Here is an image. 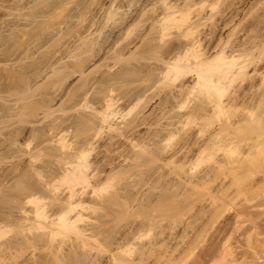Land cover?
Instances as JSON below:
<instances>
[{
  "label": "rangeland",
  "instance_id": "rangeland-1",
  "mask_svg": "<svg viewBox=\"0 0 264 264\" xmlns=\"http://www.w3.org/2000/svg\"><path fill=\"white\" fill-rule=\"evenodd\" d=\"M162 1L164 0H0V218H3L2 220L0 219V222L2 223V221H4L3 225L6 222L7 225H12V228L15 223V229H13L14 231H10V229H7L8 231L6 230L5 234L6 237L3 236L4 239L0 237L3 242L5 240L7 241V239L15 240L16 237H18L16 234L21 231L18 228V226H20L18 223L20 222V220L23 221L24 218L28 217L27 215L24 216L25 213L23 214V211L20 212L21 209L17 210V206L12 202V200H10L14 199L12 197H15V190L13 191L15 182L17 183L22 178H25L30 182L29 185L32 184L37 188L38 186L34 184H37L38 182L39 184L37 185L40 186L44 184H40V182H43L45 180L48 182V178H50V180L52 181V178H54L55 175V177H57V174L60 173V167H62V165H58V162H60L59 158L58 162H56V156L59 155L58 153H65V155L67 156L69 155V153L71 155L75 151L77 153L79 150H86L88 147L86 142H88L89 144L90 142H92V140L93 147L95 145L94 148L96 152L94 151V149H92V152L89 156V162H93V160H95L94 158H96L97 156L96 153L99 154V152L102 151L103 146L106 145L104 142H107L108 139L113 136V132L103 129L99 133V135L91 134L93 138L96 137L95 140H91V135H80V129L77 128L79 127L78 123L82 118L87 117L94 120L96 116H98L97 113L99 111H105V102L107 106V101L105 100H109L110 102L111 98L113 100H111L110 103L112 104V102L114 101L113 107L119 113L117 115V121L120 123L121 121L123 122V119H130L131 117H133L138 113V110L140 108L141 110H139V112L142 111L141 113H144V110L146 109L144 115L149 117V119L146 118V120L144 121L145 123H141L142 125L139 130L143 133V136L142 133H139L140 136H137L138 138H136V140L139 141L138 139H140L147 151L144 150L142 152L138 149H134L129 152L128 149H123L122 145L121 149L123 150L118 149V151L120 150L119 152H121L122 156L126 155L125 158L122 156L118 157L119 155L117 156L116 152L115 155L111 154L113 157L115 156V161L111 159V156L107 157V159H110L109 162V159H105V163L102 160L100 162H97V164L99 165L95 164L96 166L94 167L92 165V167L94 168V172L96 171V174L98 173V178L99 180H101H96L95 182L93 181L91 183L94 184L97 182L96 185L89 184L90 187L88 186L87 189H89L88 194L90 195V197H87L89 196L87 193L81 194L83 196H80L82 198L81 200H83L85 204L82 202L83 206H78V208H76V212L82 213L79 214L82 216L84 215L85 217L82 218L83 221H81V223L79 221L78 225L80 227L85 226L83 228L92 229L95 232H99L97 233V235L94 234L96 236L97 243L95 244V240L93 241V239H95V236L93 235V237L91 235L92 237L89 242H93L90 244V246L81 249V251L80 249H78V251H80L81 253L83 250L82 254L80 252H69L72 255V259H74L75 261L74 263L71 259H67L66 257L68 253L67 248L70 247L67 246V244V247H64V249H66V252H63V256L65 255L64 258H66L65 260H71V263L69 262L70 264H117V262H113L110 259L113 253H119L118 258L124 261V263L118 262V264H126L127 261L132 262V260L136 257L135 253L132 255H127L126 252L121 250L112 252L108 247L100 249V246L98 245L107 241L105 237L107 235H110V237L118 242H120L121 238L125 236H140L139 238H141V240L136 239V243H138L137 245L150 241H154L157 243L163 241L162 243L164 244L160 246L157 245L158 247L153 251L154 253H152L153 255H151L152 260L149 258V261H157L155 264H158L159 262L163 264H191L195 260H200L199 256L202 254V251L206 250L207 248H215L216 244L219 242L217 231L224 224V220L220 218L216 219L215 221L216 215L215 217L214 215H212L214 224L211 226V229L208 232L206 231V229H204V221L206 220L208 215V212H206V209L209 208L210 204L208 199H210V197H212L213 195L218 196L214 194L212 190L218 187V184L221 183L222 178H219L215 183L206 185L207 187H197L195 186L194 182H197L198 177L202 173L206 172V170H208L212 165H214V159H220L225 156L224 150L228 145V141L226 140L228 136H226V133H223V135L218 140L216 147H203V142H205L209 138L211 132L221 126L222 128H227L231 131L232 128H230V126L232 122L236 120H239L240 122L242 121V123L239 124L236 132L234 131V135H238L241 137H244L245 135L247 137L246 139L244 138L242 141H240L239 144L235 147L236 152H234L232 156L230 155L229 158L228 155L226 156L227 160H229V162L234 161V164L227 165V169L225 171H231V177L234 178L236 174H239L241 176H249V174H251L249 172H252L251 169H253V167L256 165V162H258L259 160L260 162L258 163L257 169L260 170L264 166V155H260L259 160L256 161H254L256 159V156L253 157L255 158L254 160L253 158L252 160L248 159L250 163L254 161V163H252L254 166H251L248 160H240L238 154L239 151L243 152L249 149V147L252 145V142L249 140L250 134L248 130L251 127L256 128L257 125H259V123H255V119L258 117L256 121L258 120L259 122L264 123V42H261L264 35V14H262L264 13V0H167L168 2L165 0L164 3ZM165 4L171 5L175 8L174 10L181 12L177 14V16L179 17L181 16V14H186L184 17L189 24H186L185 20L184 22H182L181 20L179 22L182 23L180 24L179 22H177L176 26H174L173 29L171 27L168 28L169 30H165L166 32L162 31V27L160 26L161 24L158 25L160 22L158 23L156 22V20L159 21L160 16L163 17L164 13L167 12ZM238 6L241 8H237ZM162 7L165 10H163ZM110 10H112V12L111 14H108ZM232 13H234L235 15ZM237 13L240 14L238 15ZM231 18L233 19L231 20ZM222 21H226L227 23L229 22V24L225 27L221 34H215V27ZM193 26L195 27V31L193 30V32L186 34L187 29ZM161 32H165L166 35H162ZM207 37L210 40L207 39ZM197 38L202 39L201 48L199 47L197 49L198 51H201L200 55L202 58H207L209 55L213 56L216 52H221V48L222 51L226 49L224 52L230 54V51L236 46H250V74L242 78H237L233 82H230L229 80H222V87L224 89L223 99H226L228 95L232 94L235 91L245 92L247 95H249V101L251 102L249 103V105L251 106L249 108H254L255 111H253V114L255 113L253 116L251 114H247V110L241 107H237L236 110H231L228 113H220L219 115L218 113L215 114L214 112H212L208 115V117L201 119H195L194 117L188 116V113L192 111L198 104H200V102L206 100L208 96L210 97L208 102L212 101V103H214L218 99V97H220L218 96L220 94H217V92L214 93L213 91H210L207 94L204 91H200L198 87L192 88L195 79V72L186 74L184 78H180L181 80H175L173 83H175L177 89H174L173 87L175 85L173 86L172 81H170L171 83L169 84V81H165V78H162V70L164 71L165 65L168 66L169 60L173 59L175 55H179V53H182V51L183 54H185L186 51L184 50H187L186 47H189V42L192 43ZM214 38L217 39V42ZM162 40L164 41L162 42ZM185 40L187 41L185 42ZM213 41L214 43L212 44ZM239 42L241 44L244 42V44L241 45ZM222 46H224V48ZM167 48L170 49V51ZM178 48L180 50L179 53ZM168 51L171 53H169ZM162 53L166 55H163ZM129 55L131 56V58ZM187 60L189 61H186V63H184L183 61L182 64L192 66V64L198 62V60H196L194 56H191ZM244 60V58H240L238 62L242 63ZM77 63H80V65H82L81 63H83V65L85 64V67L82 65L83 69L85 70L84 73L81 74L80 72L76 71L77 69H75V66L77 65ZM90 63H92V65ZM95 64L96 66H98L97 68ZM157 69H159L158 72H156ZM89 71H91V73ZM5 74H7V76ZM58 74H63V80L58 77ZM126 75H130V77H125ZM3 78L4 80H2ZM117 79H120V81H115ZM183 79H187V82H191L188 83L190 87L186 88L183 94H180L178 92L176 93V91L178 90V83L181 84V82H184ZM213 79L217 80V76L215 75ZM90 80L92 83L90 82ZM247 89L249 92L247 91ZM171 90L176 91L172 92ZM22 92H27L26 95L28 97L25 100L22 99ZM145 93L147 94V97ZM149 93H151L152 96ZM170 93H173V98L171 97ZM153 95H156L157 97ZM167 95L168 98H166ZM139 97L142 98V101L138 99ZM260 98H262V101L260 100ZM146 99H151V101H149L148 103L146 102L148 101ZM139 100L141 101V103ZM257 100H260L261 102H257ZM137 101L140 104L138 103V105H136ZM152 101L154 103H152ZM168 101L169 104L167 103ZM145 102L146 105L148 103V107L143 106ZM160 102L161 104H159ZM22 104L24 105L22 106ZM157 104L159 107L157 106ZM132 106L133 108H131ZM165 106L167 108H165ZM19 107L22 109H19ZM144 107L147 108L144 109ZM154 109L156 110L154 111ZM165 109H167L168 111ZM96 111L98 112L96 113ZM153 111L156 114L153 113ZM234 112L237 114H233ZM3 114H5V116ZM159 117L162 119H159ZM154 118L155 120L153 121ZM173 118H176L177 120L174 121ZM146 123H148L149 125ZM57 126H59V128ZM60 126L62 128L61 130ZM94 133L96 134V130ZM160 133L162 135H160ZM87 136L88 138H90V142L89 140H84ZM105 136L107 139L105 138ZM13 138L15 141L12 140ZM28 139L30 140L28 141ZM62 142L64 144H67V146L69 147V149L67 147L68 151L66 150V145L65 150L63 148L64 152L60 151V143ZM84 144H86V146ZM161 146L166 150L162 149ZM81 147L83 148L80 149ZM158 147L161 148L159 149L160 151L158 150ZM16 148H18L17 151ZM135 150H138V154L141 153L144 155L140 156L139 154V157L136 158L134 156L135 159H131V157H133L132 155L136 153ZM70 151H72V153ZM132 151L134 152L132 153ZM148 151L149 153H147ZM119 152L118 154H120ZM52 153L55 158H53L54 156L52 155ZM130 153L131 156H129ZM260 154L264 153L260 151ZM65 155L61 156L66 157ZM170 155L174 156L172 158H169ZM258 155L259 154L257 153V156ZM116 156L118 157L117 159ZM126 157L128 160L126 159ZM48 163L50 166L48 165ZM101 163L104 164L101 165ZM110 164L112 167L110 166ZM33 166L35 168L37 167L36 170ZM127 166H129L130 168ZM43 168L46 171H44ZM232 169H234L233 172ZM121 170L127 171L126 173L128 174L123 175L124 178H121L123 177L121 176L120 179H122V181L120 180V182L114 180V187L109 189V191L111 190L110 194L107 193L108 191H106V193H104L103 191V195L98 194L99 196H96L97 193L91 194L93 192V189L101 186L99 183L101 182L102 184V181H104L107 176L116 174ZM39 171H42V178L46 177L45 179L43 178V181L39 176L40 174L38 175ZM43 171L44 174L42 175ZM133 171L135 173H133ZM253 172H255V170ZM30 175L32 177H30ZM91 190L92 192L90 193ZM114 192L118 195L116 197L117 200L119 199L117 202L118 204L114 205L115 208L113 207V205L109 207L107 204H105V200L109 199V196ZM113 195L116 196L115 194ZM114 196L111 195V197ZM91 197L94 200H98L99 202L94 201ZM218 198L220 200V196ZM3 199L6 203L3 201ZM84 199H86V201ZM219 200L211 204L210 208L213 209L214 207H216L220 203ZM47 201L48 200L46 199L44 203H50V201ZM170 201H172L173 205ZM10 202L15 205L16 209ZM93 202L94 205L92 206L91 204H93ZM167 202L173 206L171 209L172 211L169 215L163 216L157 210V207L158 204H167ZM54 203L52 202L50 204V209L47 208L48 205L47 207L45 205V207L47 208L46 211L49 212L53 210L51 212L52 215L60 211V204H62L56 202L59 206L58 207ZM96 205L100 208H103L102 212L99 207L98 208L100 210L98 208H95ZM117 206L118 208H116ZM33 207V205L32 207L31 205L29 207L28 205L25 206L24 204V208L28 209L26 213H30ZM87 208L89 209L88 211L91 210L90 212L92 213L96 209L97 211L94 212L96 214L93 213L92 215V213H87ZM56 209L58 211H56ZM92 209L94 210L92 211ZM84 210L87 214L84 212ZM31 215H29V218H32ZM228 216H230V214ZM150 218H152L153 220L152 225L150 227L144 226V223ZM225 221V223H227L229 220L225 219ZM16 223L18 226H16ZM225 227H227V225H225ZM232 227H234V225ZM232 231L230 232L231 234ZM240 231L238 232V236H236L238 237L237 239H239L240 237ZM230 233H228V236H230ZM10 234H12L13 236ZM88 234L90 236L91 233L89 232ZM231 240L235 241L234 237H231ZM191 242H193V248H196L194 254L195 257L193 256V259L190 258L189 262H184L186 260L183 258V256L187 254V251H189ZM133 243H135L134 240ZM92 245L94 246L92 247ZM96 245L98 247H95ZM29 251H26L25 256L23 258H20L21 261L31 256L29 254ZM41 262H44L43 264H49L48 262L43 261V259ZM10 263L14 264L12 262ZM0 264H2V262H0ZM19 264H21V262Z\"/></svg>",
  "mask_w": 264,
  "mask_h": 264
},
{
  "label": "bare ground",
  "instance_id": "bare-ground-1",
  "mask_svg": "<svg viewBox=\"0 0 264 264\" xmlns=\"http://www.w3.org/2000/svg\"><path fill=\"white\" fill-rule=\"evenodd\" d=\"M167 1V0H166ZM243 1V0H242ZM263 1V0H261ZM163 3L165 2L162 1ZM168 2V1H167ZM239 2V1H238ZM247 2V1H246ZM252 3V2H251ZM258 3V2H257ZM262 3V2H261ZM234 4V3H233ZM256 4V3H255ZM239 5V4H238ZM244 5V4H243ZM252 5V4H251ZM234 6V5H233ZM240 6V5H239ZM237 7V8H241V7ZM253 6V5H252ZM258 6V5H257ZM166 7V13H164V16L161 17L160 16V20H156V22H160L158 25H160L162 27V31L167 30L168 28L173 29L174 26H176V23L181 21L187 24L188 22L185 19V15H182L179 17L177 16L178 12L176 10H174L175 8L171 5H167L165 4ZM254 7V6H253ZM232 8V7H231ZM235 8V7H234ZM163 9V7H162ZM229 9V8H228ZM165 10V9H163ZM179 10V9H178ZM235 10V9H233ZM232 10V12H233ZM237 10V9H236ZM264 11V10H263ZM112 10L109 11L108 14H111ZM183 12V11H182ZM230 12V11H229ZM142 13V12H141ZM236 13V11H235ZM140 14V13H139ZM155 14V13H154ZM184 14V13H183ZM201 14V13H200ZM226 14V13H225ZM234 14V13H232ZM238 14V13H237ZM240 14V13H239ZM238 14V15H239ZM264 14V13H262ZM235 15V14H234ZM232 15V16H234ZM154 16V15H153ZM199 16V15H198ZM231 16V15H230ZM245 16V15H244ZM264 16V15H263ZM237 17V15H236ZM124 18V16H123ZM126 18V17H125ZM154 18V17H153ZM203 18V17H202ZM230 18V17H229ZM234 18V17H233ZM231 18V20L233 19ZM259 18V17H258ZM263 18V17H262ZM261 18V19H262ZM159 19V18H158ZM238 19V18H237ZM257 19V18H256ZM264 19V18H263ZM128 20V19H127ZM226 20V19H225ZM20 21V20H19ZM150 21V19H149ZM237 21V20H236ZM244 21V20H243ZM260 21V20H259ZM21 22V21H20ZM123 22V21H121ZM129 22V21H127ZM155 22V21H154ZM182 22H179L180 24ZM132 23V22H131ZM130 23V24H131ZM233 23V22H232ZM240 23V22H239ZM254 23V22H253ZM258 23V22H257ZM189 24V23H188ZM197 24V23H196ZM229 24V22L227 23L226 21H222L221 23H219L217 26L215 24V34H221L222 31L225 29V27ZM242 24V23H241ZM260 24V23H259ZM16 25V24H15ZM127 25V24H126ZM237 25V24H236ZM240 25V24H239ZM238 25V26H239ZM254 25V24H253ZM257 25V24H256ZM17 26V25H16ZM159 26V27H160ZM180 26V25H179ZM262 26V25H261ZM126 27V26H125ZM183 27V26H182ZM235 27V26H234ZM259 27V25H258ZM123 28V27H122ZM179 28V27H178ZM160 29V28H159ZM180 29V28H179ZM183 29V28H182ZM181 29V31H182ZM195 29V27H189L186 31V34L193 32V30ZM262 29V28H261ZM127 30V29H126ZM129 30V29H128ZM169 30V29H168ZM256 30V29H255ZM132 31V30H131ZM195 31V30H194ZM249 31V30H248ZM121 32V31H120ZM128 32V31H127ZM126 32V33H127ZM151 32V30H150ZM156 32V31H154ZM166 32V31H165ZM165 32H161L162 35H166ZM257 32V31H256ZM168 33V32H167ZM213 33V32H212ZM211 33V34H212ZM224 33V32H223ZM253 33V32H252ZM251 33V34H252ZM129 34V33H128ZM229 34V33H228ZM207 35V34H206ZM213 35V34H212ZM223 35V34H222ZM263 35V33H262ZM217 36V35H215ZM221 36V35H220ZM246 36V35H245ZM249 36V34H248ZM252 37V36H250ZM255 37V36H254ZM162 38V37H161ZM204 38V37H203ZM206 38V36H205ZM244 38V37H243ZM248 38V37H246ZM163 39V38H162ZM185 39V38H184ZM183 39V40H184ZM187 39V38H186ZM189 39V38H188ZM207 39H209L207 37ZM215 39V38H214ZM219 39V36H218ZM206 40V39H205ZM210 40V39H209ZM250 40V39H247ZM83 41V40H82ZM151 41V40H150ZM159 41V40H157ZM164 40H162L163 42ZM187 40H185L186 42ZM190 41V40H189ZM207 41V40H206ZM212 41V39H211ZM215 41L217 42V39H215ZM246 41V40H245ZM156 42V41H155ZM181 42V41H180ZM179 42V43H180ZM204 42V39H203ZM238 42V41H237ZM247 42V41H246ZM261 42H264V35H263V39L261 40ZM92 43V42H91ZM109 43V42H108ZM157 43V42H156ZM161 43V42H160ZM184 43V42H183ZM214 43V41L212 42V44ZM221 43V42H219ZM240 43V42H239ZM253 43V42H251ZM258 43V42H257ZM163 44V43H162ZM176 44V43H175ZM201 44H202V39H195L192 43L189 42V47L184 50L186 51L185 54L179 53V48H178V53L179 55H175V57L171 60H169L168 62V66L165 65V69L164 71L162 70L163 74H162V78H165V81H169V84L171 83L170 81H172V83L180 78H184V76L190 72H195V79L193 82V86L192 88H197L200 89V91H204L205 93H209L210 91H213L214 93L217 92V94H220L218 96V99L212 103L208 102V100L210 99V97L208 96L206 98V100H203L202 102H200V104H198L192 111H190L188 113L189 117H194L195 119H201V118H206L208 117L209 114H211L212 112H214L215 114L218 113V115L220 113H228L231 110H236L237 107H241L244 108L245 110H247V114H251L252 116L255 114H253L254 108H249L251 107L249 105V103H251L249 101L250 96L247 95L245 92H238L235 91L232 94L228 95L226 99H223V93H224V89L222 87V80H229L230 82H233L235 79L237 78H242L245 77L246 75L250 74V70H249V63L251 61L250 59V46L249 47H244V46H236L234 47L231 51L230 54L225 53L222 48H221V52H216L215 55H209L207 58H202L200 55L201 51H198L197 49L200 47L201 48ZM211 44V46H212ZM241 44V43H240ZM239 44V45H240ZM244 44V42L242 43ZM241 44V45H242ZM78 45V44H77ZM113 45V43H112ZM164 45V44H163ZM172 45V44H171ZM174 45V44H173ZM216 45V44H215ZM219 45V44H218ZM234 45V44H233ZM91 46V45H90ZM103 46V45H101ZM109 46V45H108ZM158 46V45H157ZM186 46V44H185ZM217 46V45H216ZM215 46V47H216ZM95 47V46H94ZM106 47V46H105ZM160 47V45H159ZM209 47V45H208ZM224 48V46H222ZM226 47V46H225ZM252 47V46H251ZM170 48V47H169ZM174 48V47H173ZM185 48V47H184ZM109 49V48H108ZM168 49V48H167ZM181 49V48H180ZM252 49V48H251ZM104 50V48H103ZM170 51V49H168ZM203 50V49H202ZM253 50V49H252ZM101 51V50H100ZM168 51V52H169ZM89 52V51H88ZM120 52V51H119ZM177 52V51H176ZM211 52V50H210ZM209 52V53H210ZM106 53V52H105ZM118 53V52H117ZM159 53V52H158ZM171 53V52H169ZM207 53V52H206ZM122 54V53H121ZM120 54V55H121ZM124 54V53H123ZM130 54V53H129ZM132 54V53H131ZM134 54V53H133ZM163 54V53H162ZM168 54V53H167ZM177 54V53H176ZM99 55V54H98ZM119 55V54H118ZM166 55V54H163ZM205 55V54H204ZM97 56V55H96ZM130 56V55H129ZM169 56V55H168ZM191 56H194V58L196 60H198V62L192 64V66H188L185 64H182V62L184 61V63H186V61H189L187 59H189ZM119 57V56H118ZM117 57V58H118ZM133 57V55H132ZM159 57V56H158ZM167 57V56H166ZM165 57V58H166ZM189 57V58H188ZM83 58V57H82ZM127 58V57H126ZM125 58V59H126ZM131 58V56H130ZM163 58V57H162ZM240 58H244L245 60L242 63H239L238 60ZM95 59V58H94ZM120 59V58H119ZM170 59V58H169ZM160 60V59H159ZM93 62V61H92ZM128 62V61H127ZM166 62V60H165ZM164 62V63H165ZM130 63V62H129ZM162 63V62H161ZM83 65V63H81ZM92 65V63H90ZM97 64V63H96ZM95 64V66H96ZM128 64V63H127ZM76 65V64H75ZM82 65H80V63L75 66V69H77L76 71L80 72L81 74L84 73V69L82 67ZM85 65V64H84ZM83 65V66H84ZM87 65V64H86ZM94 66V65H93ZM70 67V66H69ZM85 67V66H84ZM87 67V66H86ZM90 67V66H89ZM98 66H96L97 68ZM262 67V66H261ZM73 68V67H72ZM88 69V68H87ZM129 69V68H128ZM254 69V68H253ZM260 69V66H259ZM264 69V68H263ZM55 70V69H54ZM61 70V69H60ZM67 70V69H66ZM70 71V70H69ZM122 71V70H121ZM159 69H157L156 72H158ZM259 71V70H258ZM2 72V71H1ZM4 72V71H3ZM10 72V71H9ZM74 72V71H72ZM91 73V71H89ZM93 72V71H92ZM165 72V73H164ZM5 73V72H4ZM8 73V72H7ZM79 73V75H80ZM129 73V71H128ZM127 73V74H128ZM133 73V71H132ZM160 73V72H159ZM158 73V74H159ZM3 74V73H2ZM12 74V72H11ZM40 74V73H39ZM72 74V73H70ZM87 74V73H86ZM131 74V72H130ZM141 74V73H140ZM7 76V74H5ZM63 75V74H62ZM62 75L58 74V77L62 79ZM90 75V74H89ZM125 75V74H124ZM161 75V74H160ZM159 75V76H160ZM165 75V76H164ZM217 76V80H214L213 77ZM84 76V75H83ZM87 76V75H86ZM134 76V74H133ZM132 76V77H133ZM14 77V76H13ZM74 77V76H73ZM72 77V78H73ZM82 77V76H81ZM114 77V76H113ZM120 77V75H119ZM125 77H130V75H126ZM248 77V76H247ZM18 78V77H17ZM58 78V79H59ZM65 78V76H64ZM124 78V77H123ZM9 79V78H8ZM13 79V78H12ZM88 79V78H87ZM4 80V78L2 79ZM63 80V79H62ZM82 80V79H81ZM108 80V79H107ZM159 80V78H158ZM178 80V81H179ZM184 82H181V84L178 83V90H174L176 91V93H180L183 94L186 90V88H189L190 86L188 85V83L191 82H187L185 79H183ZM190 80V79H189ZM115 81H120V79L115 80ZM128 81V80H126ZM131 81V80H130ZM161 81V80H160ZM257 81V80H256ZM259 81V80H258ZM5 82V81H4ZM8 82V81H7ZM59 82V81H58ZM81 82V81H80ZM91 82V80H90ZM104 82V81H103ZM27 83V82H25ZM57 83V82H56ZM92 83V82H91ZM90 83V84H91ZM102 83V82H101ZM126 83V82H125ZM166 83V82H165ZM1 84V83H0ZM8 84V83H7ZM84 84V83H83ZM109 84V83H108ZM107 84V85H108ZM127 84V83H126ZM130 84V83H129ZM246 84V83H245ZM250 84V83H249ZM31 85V84H30ZM102 85V84H101ZM104 85V84H103ZM113 85V84H112ZM119 85V84H118ZM121 85V84H120ZM175 85V83H173V86ZM191 85V84H190ZM253 85V84H251ZM256 85V84H255ZM6 86V85H5ZM58 86V85H57ZM117 86V85H115ZM172 86V87H173ZM249 86V85H248ZM104 87V86H103ZM101 87V88H103ZM128 87V86H127ZM245 87V86H244ZM250 87V86H249ZM261 87V86H260ZM9 88V87H7ZM112 88V87H111ZM116 88V87H115ZM119 88V87H118ZM122 88V87H121ZM126 88V87H123ZM129 88V87H128ZM174 89H177L176 85L173 87ZM5 89V88H4ZM27 89V88H26ZM246 89V88H245ZM114 90V89H113ZM151 90V89H149ZM22 91V90H21ZM83 91V90H82ZM109 91V90H108ZM111 91V90H110ZM117 91V90H115ZM141 91V90H140ZM148 91V90H147ZM172 91V90H171ZM172 91V92H174ZM227 91V90H226ZM248 91V89H247ZM1 92V91H0ZM5 92V91H4ZM16 92V91H15ZM106 92V91H104ZM112 92V91H111ZM150 92V91H149ZM249 92V91H248ZM27 92L23 93L22 92V99L25 100L28 96L26 95ZM75 93V92H74ZM102 93V92H101ZM212 93V92H211ZM17 94V93H16ZM73 94V93H72ZM97 94V93H96ZM107 94V93H106ZM109 94V93H108ZM144 94V93H143ZM151 94V93H149ZM168 94V93H167ZM171 94V93H170ZM173 94V93H172ZM171 94V97H172ZM175 94V93H174ZM179 94V95H180ZM99 95V94H98ZM104 95V94H103ZM134 95V94H133ZM146 97L147 94L145 93ZM157 95V94H156ZM156 95H153L155 97H157ZM214 95V94H213ZM102 96V94H101ZM107 96V95H106ZM140 96V95H139ZM152 96V94H151ZM215 96V95H214ZM17 97V96H16ZM19 97V96H18ZM104 97V96H103ZM113 97V96H112ZM144 97V96H143ZM149 97V96H148ZM160 97V96H159ZM170 97V98H171ZM176 97V96H175ZM261 97V96H260ZM5 98V96H4ZM14 98V97H13ZM108 98V97H107ZM135 98V97H134ZM150 98V97H149ZM154 98V97H153ZM168 98V95L167 97ZM169 98V99H170ZM173 98V97H172ZM138 99H142V98H138ZM145 99V98H144ZM158 99V98H157ZM156 99V100H157ZM168 99V100H169ZM180 99V98H179ZM262 98H260L261 100ZM1 100V99H0ZM5 100V99H4ZM20 100V99H18ZM105 100V99H103ZM111 100H113L111 98ZM110 100V102H111ZM115 100V99H114ZM139 100V101H140ZM148 100V99H146ZM154 100V99H153ZM171 100V99H170ZM175 100V99H174ZM178 100V99H177ZM259 100V101H260ZM107 101V106H106V102H105V111L103 112H98L96 111V113L98 114V116H96V120L94 119H89L87 118H82L80 120L79 124V130L81 133L80 135H99V133L103 130L106 129L108 131L113 132V136L110 137L108 139L107 142H104L106 145L103 146L102 151L97 154L96 158H94L95 160H93V162H89L90 158V153L92 152V149H94L95 151V145L93 147V140L92 139H96L93 138V136L91 138L92 142H90V138H88V136L86 137V139L84 140H89V144L87 143V149H83V150H79L77 153L76 151L70 155H65L62 153H58L59 155L56 156V162H58V158L60 160V162H58V165H62V167H60L61 171H60V175L57 174V177L54 176V178H52V181L49 179V181L46 182L43 181V178L45 179L46 177H41V172L39 171L38 175L42 178L43 182H40V187L39 182L37 184H34L40 188H36L35 186H33L32 184L29 185V181H27L25 178L21 179L20 181H18L17 183L15 182L14 184V188L13 191L15 190V197H12L14 199H10L12 200V202L17 206L16 208H18L17 210L21 209V211H23L24 216L27 215V218H24L23 221L20 220V222L18 223L20 226H18V228L21 230L19 231L18 234H15L18 236L16 237L15 240H5L4 242L0 239V262H2V264H11L10 262L14 263V264H19L21 262V264H43L41 261L43 259V261L48 262L49 264H70L71 260L74 263V259H72V255L71 253H79L81 251V249L87 248L88 246H90V244L94 241V243L96 244V236L94 234L97 235V233L99 232H95L92 229H85L82 226L80 227L79 221L81 223L82 218H85L84 215H80L82 213H77L76 212V208H78V206H83L82 204L84 203L83 200H81L83 197L81 194H88V186L89 184H91L93 181L95 182L96 180H99L98 178V173L96 174V171L94 172V166H96L95 164H97V162L99 161H104L105 163V159H107V157H111L113 154L115 155V153L117 152V156L120 157L121 152L118 151V149L122 148L123 145V149L125 148V150H129V152H131V150L134 149H138L139 151H147V149H145V147L143 146L142 141H140V139H138L139 141L136 140V138H138L140 135L139 133H142L139 128L141 127V125L143 123H145L144 121L146 120V118L149 119V117L145 116V108L148 107V103L150 100L146 101L148 102L146 105V102L143 106H147L144 107V113L139 112V110H141V108L138 110V113L135 114L133 117H131L130 119H123V122L121 121L118 122L117 121V115L119 114L118 111L115 110V108L113 107L114 101L112 102V104L109 102V100H105ZM116 101V100H115ZM136 101V100H135ZM142 101V100H141ZM140 101V103H141ZM166 101V100H165ZM257 100V102H259ZM262 101V100H261ZM260 101V102H261ZM103 102V101H102ZM144 102V101H143ZM162 102V101H161ZM161 102L159 104H161ZM10 103V102H9ZM41 103V102H40ZM45 103V101H44ZM134 103V102H133ZM138 101L136 103V105H138ZM139 103V104H140ZM152 103H154L152 101ZM169 104V101L167 102ZM263 103V102H262ZM260 103V104H262ZM30 104V103H29ZM116 104V102H115ZM167 104V105H168ZM173 104V103H172ZM178 104V103H177ZM180 104V103H179ZM210 104V105H209ZM258 104V103H257ZM24 104H22L23 106ZM33 105V104H32ZM151 105V104H150ZM149 105V106H150ZM166 105V104H165ZM5 106V105H4ZM158 106V104H157ZM175 106V105H174ZM260 106V105H259ZM262 106V105H261ZM264 106V105H263ZM8 107V106H7ZM11 107V106H10ZM28 107V106H27ZM88 107V106H86ZM159 107V106H158ZM176 107V106H175ZM194 107V105H193ZM35 108V107H33ZM50 108V106H49ZM133 108V106L131 107ZM136 108V107H135ZM150 108V107H149ZM154 108V107H153ZM156 108V106H155ZM165 108H167L165 106ZM4 109V108H3ZM19 109H22L19 107ZM27 109V108H26ZM87 109V108H86ZM170 109V108H169ZM176 109V108H175ZM192 109V108H191ZM33 110V109H32ZM100 110V109H99ZM134 110V109H133ZM156 109H154L155 111ZM161 110V109H160ZM164 110V109H163ZM167 110V109H165ZM174 110V109H173ZM1 111V110H0ZM4 111V110H3ZM153 111V113H155ZM162 111V110H161ZM168 111V110H167ZM22 112V111H20ZM49 112V109H48ZM88 112V111H87ZM136 112V111H135ZM166 112V111H165ZM255 112V111H254ZM24 113V111H23ZM47 113V112H46ZM172 113V112H171ZM175 113V112H174ZM9 114V111H8ZM27 114V113H26ZM151 114V113H148ZM156 114V113H155ZM161 114V113H160ZM159 114V115H160ZM233 114H237V113H233ZM246 114V116H247ZM5 116V114H3ZM7 115V112H6ZM16 115V113H15ZM30 115V114H29ZM83 115V114H82ZM125 115V114H124ZM172 115V114H171ZM250 115V116H251ZM2 116V115H1ZM3 116V117H4ZM10 116V115H8ZM130 116V115H129ZM151 116V115H150ZM161 116V115H160ZM187 116V115H186ZM239 116V115H238ZM249 116V115H248ZM251 116V117H252ZM257 116V115H256ZM18 117V115H17ZM164 117V115H163ZM166 117V116H165ZM170 117V116H169ZM177 117V116H176ZM8 118V117H6ZM10 118V117H9ZM32 118V117H31ZM35 118V117H34ZM152 118V117H151ZM179 118V117H178ZM256 118V117H255ZM254 118V119H255ZM261 118V117H260ZM4 119V118H3ZM159 119H162L159 117ZM174 119V118H173ZM258 119V117L256 118ZM255 119V123H259V125H257V127H251L249 128V140L252 142V145L249 147V149L245 150V151H239V158L240 160H248L251 159L253 157V160H259V156L260 155H264V154H260V151L262 153H264V123L259 122L258 120L256 121ZM120 120V119H119ZM151 120V119H150ZM155 120V118L153 119V121ZM165 120V119H164ZM177 120L176 118L174 119V121ZM243 120V119H242ZM247 120V119H246ZM253 120V119H252ZM22 121V120H21ZM167 121V119H166ZM170 121V120H169ZM172 121V120H171ZM244 121V120H243ZM254 121V120H253ZM18 122V121H17ZM74 122V121H72ZM97 122V123H96ZM143 122V123H142ZM151 122V121H150ZM157 122V121H156ZM164 122V121H163ZM173 122V121H172ZM171 122V123H172ZM76 123V122H74ZM142 123V124H141ZM242 121L240 122L239 120H236L234 122H232L230 128V130H228L227 128H216L213 132L210 133L209 138L203 142V147H208V146H215L218 143V140L220 139V137L223 135V133H226V136H228L226 138V140L228 141V145L225 147V156H223L222 158L218 159H214V165H212L208 170H206V172L202 173L198 179L197 182H194L195 186H206L212 183H215L219 178L221 179V183L218 184V187L216 189H213V193L218 195L215 196L213 195L212 197H210L209 202V208H207L206 212H208L207 218L204 221V229H206V231H210L211 226L214 224L213 216L215 217V221L216 219H220L222 218L224 220V224L218 229V233L217 235L219 236V242L216 244L215 248L211 249V248H207L206 250L202 251V254L199 256L198 261H193L191 264H264V166L258 170L257 166L258 163L260 162V160L258 162H256V165L254 166L252 163H254V161L252 163L249 164L251 166H254L256 168L253 167V169H251L252 172H249L251 174H249V176H241L239 174H236L233 177H231L232 173L231 171L227 172L225 171L227 169V165L229 164H234V161L229 162V160H227V155L228 158L230 157V155L232 156L234 154L235 151V147L239 144L240 141H242L244 138L246 139L247 136L244 135V137L238 136V135H234V131L236 132L237 127L239 126V124H241ZM254 123V122H252ZM6 124V123H5ZM148 124V123H146ZM153 124V123H152ZM151 124V125H152ZM157 124V123H156ZM169 124V123H168ZM175 124V123H174ZM177 124V123H176ZM72 125V124H71ZM149 125V124H148ZM167 125V124H166ZM173 125V124H171ZM78 126V125H76ZM94 126V127H93ZM154 126V125H153ZM170 126V125H169ZM7 127V126H6ZM59 128V126H57ZM151 127V126H150ZM92 128V131H91ZM229 128V129H230ZM23 129V127H22ZM21 129V131H22ZM57 129V128H56ZM61 126H60V130H61ZM94 129V131H93ZM149 129V128H148ZM2 130V129H1ZM15 130V129H14ZM90 130V131H89ZM96 130V134L94 133ZM139 130V132H138ZM19 131V130H18ZM59 131V129H58ZM198 131V130H197ZM15 132V131H14ZM87 132V133H86ZM89 132H93V133H89ZM110 132V133H111ZM84 133V134H83ZM248 133V132H247ZM28 134V133H27ZM110 134V135H112ZM195 134V133H194ZM102 135V134H101ZM108 135V136H110ZM153 135V134H152ZM160 135H162L160 133ZM198 135V134H197ZM77 136V135H76ZM86 136V135H85ZM138 136V137H137ZM143 136V133H142ZM141 136V137H142ZM11 137V136H10ZM20 137V136H19ZM26 137V136H25ZM28 137V136H27ZM103 137V136H101ZM100 137V138H101ZM140 137V138H141ZM165 137V136H164ZM18 138V136H17ZM106 138V136H105ZM162 138V137H161ZM176 138V137H175ZM194 138V137H192ZM191 138V139H192ZM198 138V137H197ZM21 139V138H20ZM63 139V138H62ZM61 139V141H62ZM77 139V138H76ZM107 139V138H106ZM153 139V138H152ZM14 140V138L12 139ZM17 140V139H16ZM30 139H28L29 141ZM102 140V139H101ZM105 140V139H104ZM103 140V141H104ZM119 140V141H118ZM165 140V139H164ZM11 141V140H10ZM15 141V140H14ZM26 141V139H25ZM80 141V140H79ZM193 141V140H192ZM18 142V141H16ZM15 142V143H16ZM53 142V141H52ZM59 142V141H57ZM64 142V141H63ZM60 143V151L64 152L65 150V145H66V150H67V144L65 143ZM78 142V141H77ZM98 142V141H97ZM96 142V143H97ZM100 142V141H99ZM189 142V140H188ZM196 142V141H195ZM95 143V142H94ZM103 143V144H104ZM147 143V142H146ZM7 144V143H6ZM51 144V143H50ZM53 144V143H52ZM74 144V143H73ZM83 144V141H82ZM102 144V145H103ZM187 144V143H186ZM194 144V143H193ZM24 145V144H23ZM57 145V144H56ZM86 146V144H84ZM99 145V144H98ZM156 145V144H155ZM159 145V144H158ZM190 145V144H189ZM10 146V145H9ZM12 146V145H11ZM59 146V145H58ZM84 146V148H85ZM99 147V146H98ZM101 147V146H100ZM144 147V148H143ZM186 147V146H185ZM193 147V146H192ZM13 148V147H12ZM56 148V147H55ZM64 148V150H63ZM83 147H81L80 149H82ZM105 148V150H104ZM162 148V146H161ZM158 147V150L161 149ZM169 148V147H168ZM167 148V149H168ZM18 148H16L17 151ZM57 149V148H56ZM69 149V147H68ZM97 149V146H96ZM101 149V148H100ZM121 149V150H123ZM157 149V148H155ZM154 149V150H155ZM164 150H166L165 148H162ZM262 149V150H260ZM99 150V149H98ZM124 150V151H125ZM138 150H135L136 153H134V155H132L133 157H131V159H135L134 156L137 158L139 157L138 155L140 154V156H143L144 154L141 153H137ZM260 150V151H259ZM9 151H10V147H9ZM43 151V150H42ZM58 151V152H60ZM68 151V150H67ZM66 151V152H67ZM152 151V150H151ZM160 151V150H159ZM12 152V151H11ZM47 152V151H44ZM52 152V151H51ZM56 152V151H54ZM72 153V151H70ZM96 152V151H95ZM94 152V153H95ZM118 152L120 154H118ZM134 151H132L133 153ZM164 152V151H162ZM166 152V151H165ZM14 153V152H13ZM16 153V152H15ZM149 153V151L147 152ZM159 153V152H158ZM257 153L259 154L257 156ZM65 155L66 157H63L61 155ZM93 154V153H92ZM112 154V155H111ZM155 154V153H154ZM161 154V153H160ZM53 155V153H52ZM94 155V154H93ZM92 155V156H93ZM99 155V156H98ZM125 155V154H124ZM54 156V155H53ZM60 156V157H59ZM91 156V157H92ZM94 156V157H95ZM116 156V159L118 158ZM126 156V155H125ZM125 156H122L125 158ZM131 156V153L130 155ZM158 156V155H157ZM174 155H170L169 158H172ZM164 157V156H163ZM226 157V158H225ZM258 157V159H257ZM49 158V157H48ZM55 158V156L53 157ZM89 158V159H88ZM37 159V157H36ZM109 159V158H108ZM107 159V160H108ZM113 161H115V156L111 158ZM127 159V157H126ZM125 159V160H126ZM128 160V159H127ZM130 160V158H129ZM110 161V159L108 160V162ZM247 161V162H248ZM107 162V161H106ZM112 162V161H111ZM187 162V161H186ZM241 162V161H240ZM24 163V162H23ZM43 163V162H42ZM52 163V162H51ZM62 163V164H61ZM104 163H101L104 164ZM113 163V162H112ZM46 164V163H45ZM126 164V163H125ZM239 164V163H238ZM40 165V164H39ZM49 165V163H48ZM54 165V164H52ZM51 165V167H52ZM57 165V164H56ZM57 165V166H58ZM93 165V167H92ZM99 165V164H97ZM115 165V164H114ZM127 165V164H126ZM134 165V163H133ZM50 166V165H49ZM111 166V164H110ZM137 166V165H136ZM32 167V166H31ZM34 167V166H33ZM46 167V166H45ZM55 167V166H53ZM112 167V166H111ZM120 167V166H119ZM129 167V166H127ZM126 167V168H127ZM229 167V166H228ZM15 168V167H14ZM26 168V167H25ZM35 168V167H34ZM37 168V167H36ZM35 168V170H36ZM48 168V167H47ZM59 168V167H58ZM57 168V170H58ZM108 168V167H107ZM116 168V167H115ZM130 168V167H129ZM30 169V168H29ZM33 169V168H32ZM40 169V168H38ZM133 169V168H132ZM165 169V168H164ZM258 171H257V170ZM17 170V169H16ZM28 170V169H27ZM42 170V169H41ZM44 170V168H43ZM141 170V169H140ZM255 170V172H253ZM10 171V170H9ZM14 171V170H12ZM38 171V170H37ZM46 171V170H44ZM44 171L42 173V175L44 174ZM49 171V169H48ZM138 171V170H136ZM168 171V170H167ZM234 171V169H232V172ZM32 172V171H31ZM35 172V171H33ZM127 171L125 170H121L119 172H117L116 174H111L110 176H107L106 179L104 181H102L99 183L101 186H97L98 188L93 189L90 191L91 194H96V196L99 194L103 195V191L104 193H106V191H108L107 193L110 194L109 189L113 188L114 186V180L120 182V180L122 181V179H120L121 176L128 174L126 173ZM129 172V171H128ZM132 172V170H131ZM11 173V172H10ZM9 173V174H10ZM29 173V172H28ZM47 173V172H46ZM130 173V172H129ZM133 173H135L133 171ZM12 174V173H11ZM31 174V173H30ZM132 174V173H131ZM7 175V174H6ZM13 175V174H12ZM28 175V174H27ZM34 175V174H33ZM103 175V174H102ZM167 175V174H166ZM169 175V174H168ZM21 176V175H20ZM45 176V175H44ZM60 176V177H59ZM132 176V175H130ZM23 177V176H22ZM27 177V176H25ZM30 177H32L30 175ZM50 177V176H49ZM5 178V177H4ZM7 178V177H6ZM16 178V177H15ZM121 178H124L121 177ZM127 178V177H126ZM30 179V178H29ZM28 179V180H29ZM40 179V178H38ZM119 179V180H118ZM162 179V178H161ZM193 179V178H192ZM31 180V179H30ZM101 180V179H100ZM99 180V181H100ZM130 180V179H129ZM139 180V179H138ZM144 180V179H143ZM6 181V180H5ZM14 181V180H13ZM40 181V180H39ZM128 181V180H127ZM36 182V180H35ZM11 183V181H10ZM14 183V182H13ZM97 183V182H96ZM96 183H94L96 185ZM117 183V182H116ZM128 183V182H127ZM144 183V182H143ZM91 184V185H94ZM126 184V183H125ZM131 184V183H130ZM134 184V183H133ZM138 184V183H137ZM142 184V183H141ZM193 184V185H194ZM13 185V184H12ZM117 185V184H116ZM115 185V186H116ZM122 186V185H121ZM124 186V185H123ZM129 186V185H128ZM90 187V186H89ZM125 187V186H124ZM133 187V186H132ZM207 187V186H206ZM119 188V186H118ZM123 188V187H122ZM127 188V187H126ZM125 189V188H124ZM129 189V188H128ZM126 190V189H125ZM138 190V189H136ZM9 191V190H8ZM12 191V192H13ZM113 191V190H112ZM10 192V191H9ZM101 192V193H98ZM8 193V192H7ZM45 193V195H44ZM5 194V193H3ZM86 194V195H87ZM113 194H115L116 196H114ZM133 194V193H132ZM85 195V196H86ZM89 195V194H88ZM98 195V196H99ZM105 195V194H104ZM108 195V194H107ZM114 196V197H111ZM109 197V199L105 200V204H107L109 207L115 204H118V200H117V193H112ZM121 195V194H120ZM126 195V194H125ZM178 195V194H177ZM6 196V195H5ZM81 196V197H80ZM84 196V198H85ZM93 196V195H91ZM95 196V195H94ZM220 196V200L219 197ZM87 197H90L87 196ZM102 197V196H101ZM104 197V196H103ZM131 197V196H130ZM129 197V198H130ZM1 198V197H0ZM92 198V197H91ZM95 198V197H94ZM100 198V197H99ZM108 198V197H107ZM136 198V197H134ZM9 199V198H8ZM7 199V200H8ZM46 199L48 200L47 202L50 201V203H44L46 201ZM93 199V198H92ZM98 199V198H97ZM168 199V198H167ZM6 200V199H5ZM86 201V199H84ZM90 200V199H89ZM94 200V199H93ZM100 200V199H99ZM169 200V199H168ZM219 200L220 203L214 207L213 209L210 208L211 204L215 203V201ZM4 201V199H3ZM94 201H98V200H94ZM131 201V200H130ZM136 201V200H135ZM5 202V201H4ZM3 202V203H4ZM8 202V201H7ZM10 202V203H12ZM54 203L57 205V203L59 202L62 203L60 204V208L58 211V207L56 209V213H54L53 215L50 212L46 211L47 208H49L51 203ZM57 202V203H56ZM83 202V203H82ZM90 202V201H89ZM99 202V201H98ZM101 202V201H100ZM124 202V201H123ZM134 202V201H132ZM130 202V203H132ZM172 203V201H170ZM6 203V202H5ZM12 203V205H13ZM44 203V205H43ZM125 203V202H124ZM24 204L25 206L28 205L30 207H32V205L34 206L33 209L30 211V213H26L28 211V209L24 208ZM85 204V203H84ZM90 204V203H87ZM96 204V203H95ZM120 204V203H119ZM6 205V204H5ZM15 205H13V207L15 208ZM48 207L46 208L45 207ZM92 206L94 205L91 204ZM90 205V206H91ZM173 205V203H172ZM171 204H169L167 202V204H158L157 210L163 215V216H167L171 213V209L172 206ZM53 206V205H52ZM88 206V207H90ZM91 206V207H92ZM107 206V207H108ZM126 206V205H124ZM128 206V205H127ZM214 206V205H213ZM51 207V206H50ZM99 206L96 205L95 208H98ZM187 207V206H186ZM15 208V209H16ZM46 208V209H45ZM83 208V207H81ZM100 208V207H99ZM98 208V209H99ZM115 208V207H114ZM118 208V206L116 207ZM121 208V207H120ZM26 209V210H25ZM91 209V208H90ZM101 212L103 210V208H100ZM99 209V210H100ZM108 209V208H107ZM10 210V209H9ZM79 210V209H78ZM89 209L87 208L86 211H88ZM94 209H92L93 211ZM98 210V211H99ZM120 210V209H119ZM4 211V210H3ZM25 211V212H24ZM80 211V210H79ZM82 211V210H81ZM91 211V210H90ZM88 211L87 213H92ZM97 211L96 209L94 210V212ZM121 211V210H120ZM19 212V213H20ZM47 212V213H46ZM76 212V213H75ZM85 212V210H84ZM93 212V213H94ZM104 212V211H103ZM106 212V211H105ZM86 213V212H85ZM86 213V214H87ZM92 213V215H93ZM5 214V213H4ZM32 214V215H31ZM96 214V213H94ZM230 214V216H228ZM20 215V214H19ZM18 215V216H19ZM29 215L32 216V218H29ZM52 215V216H51ZM30 216V217H31ZM111 216V215H110ZM211 216V217H210ZM16 217V216H15ZM10 218V217H9ZM18 218V217H17ZM20 218V217H19ZM87 218V217H86ZM1 219V218H0ZM3 219V218H2ZM1 219V220H2ZM89 219V218H88ZM103 219V218H102ZM110 219V217H109ZM226 220H229L227 223H225ZM5 220V219H4ZM96 220V219H95ZM91 221V220H89ZM88 221V222H89ZM10 222V221H9ZM152 218L148 219L145 223L144 226H151L152 225ZM1 223V222H0ZM4 221H2V223L0 224V237L2 239L3 236H5L6 234V230L10 229L13 230L15 229V223L13 228L9 225L5 224L3 225ZM12 223V222H11ZM98 223V222H97ZM225 225H227V227H225ZM234 225V227H232ZM21 227V228H20ZM17 229V230H19ZM7 230V231H8ZM100 230V229H99ZM233 230V231H232ZM241 230V231H240ZM14 231V230H13ZM12 231V232H13ZM232 231V234L230 233ZM240 231L239 234V239H237L238 237V232ZM91 233L90 236L88 233ZM236 232V233H235ZM14 233V232H13ZM228 233H230L228 236ZM9 234V232H8ZM227 234V236H226ZM234 234V236H233ZM237 234V235H235ZM2 235V236H1ZM12 235V234H10ZM15 235V236H16ZM95 238L93 239V241L90 243L89 240L91 239L92 236ZM13 236V235H12ZM116 236V235H115ZM6 237V236H5ZM8 237V236H7ZM107 241L105 243H98L100 246V249L102 248H109L110 251L112 252H117V251H124L127 253V255H132V254H136V257L132 260V262L127 261L126 264H155L157 261H149V258L151 259V255H153L152 253H154L153 251L160 245H163L164 243H162L160 241V243L154 242V241H150V242H146L143 244H139L136 243V239L141 240V238H139L140 236H134V237H123L121 238V241L118 242L115 239H113L112 237H110V235L105 236ZM205 237V236H204ZM231 237H234V240H231ZM10 238V237H9ZM197 238V237H196ZM100 239V238H99ZM198 239V238H197ZM133 240L135 243H133ZM196 240V239H195ZM194 240V241H195ZM109 241V242H108ZM224 241V242H223ZM69 242V243H68ZM101 242V241H98ZM140 242V241H139ZM162 243V244H161ZM68 244V245H67ZM70 246L69 248H67L68 253H67V259H71V260H65L66 258L65 255L63 256V252L66 250L64 249L65 246ZM158 245V246H157ZM66 246V247H67ZM94 245H92L93 247ZM97 245L95 247H98ZM69 249V250H68ZM78 249H80V251H78ZM196 249V248H195ZM195 249L193 248V242L190 243V249L189 251H187V254H185L183 258L186 260L184 262H189L190 258L193 259L195 257ZM30 250V251H29ZM26 251L30 252L29 254L31 256H29L28 258H26L25 260L21 261L20 258H23L25 256ZM66 252V251H65ZM81 253V252H80ZM83 253V250H82ZM81 253V254H82ZM162 253V252H161ZM186 253V252H185ZM88 254V253H87ZM118 254L119 253H113L112 257H111V261L113 262H121L124 263V261L120 260L118 258ZM80 255V254H79ZM90 255V254H89ZM194 256V257H193ZM132 257V256H131ZM193 257V258H192ZM92 258V257H91ZM108 258V257H107ZM181 258V257H179ZM20 259V260H19ZM12 260V261H11ZM41 260V261H40ZM80 260V259H79ZM78 260V262H79ZM152 260V259H151ZM157 260V259H156ZM188 260V261H187ZM159 261V260H158ZM5 262V263H3ZM70 262V263H69ZM81 263V262H80ZM160 264H163L161 262H159ZM158 263V264H159ZM113 264V263H112ZM179 264V263H178Z\"/></svg>",
  "mask_w": 264,
  "mask_h": 264
}]
</instances>
